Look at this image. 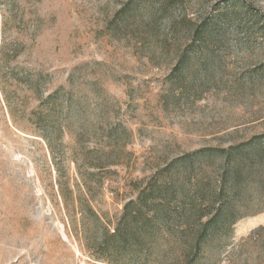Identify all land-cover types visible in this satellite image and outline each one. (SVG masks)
I'll use <instances>...</instances> for the list:
<instances>
[{
    "label": "rangeland",
    "instance_id": "374dc122",
    "mask_svg": "<svg viewBox=\"0 0 264 264\" xmlns=\"http://www.w3.org/2000/svg\"><path fill=\"white\" fill-rule=\"evenodd\" d=\"M129 2L0 0V264H108L96 215L183 153L264 144V0H134L124 23ZM244 202L199 264H264V189Z\"/></svg>",
    "mask_w": 264,
    "mask_h": 264
},
{
    "label": "trees",
    "instance_id": "16d2710c",
    "mask_svg": "<svg viewBox=\"0 0 264 264\" xmlns=\"http://www.w3.org/2000/svg\"><path fill=\"white\" fill-rule=\"evenodd\" d=\"M133 4L130 0L122 10L124 23ZM230 19H204L193 31L191 53L198 56L204 49L200 40L212 37ZM213 63L207 59L200 64L209 68ZM189 64L190 55L181 54L174 70ZM263 189L264 144L183 153L158 169L136 197L124 203L112 229L96 215L90 254L108 264H199L224 247L234 225L251 214L244 197L251 191L261 195Z\"/></svg>",
    "mask_w": 264,
    "mask_h": 264
}]
</instances>
